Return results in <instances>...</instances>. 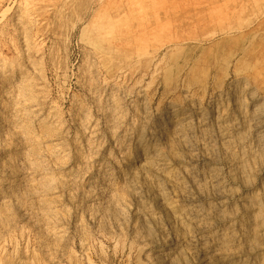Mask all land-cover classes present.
<instances>
[{
	"label": "rangeland",
	"instance_id": "374dc122",
	"mask_svg": "<svg viewBox=\"0 0 264 264\" xmlns=\"http://www.w3.org/2000/svg\"><path fill=\"white\" fill-rule=\"evenodd\" d=\"M243 75L264 98V0H0V162L6 154L18 157L15 125H30L25 132L37 138L25 176L34 181L30 187L24 175L8 184L0 166V264H154L157 252L173 250L174 239L166 242L153 224L158 244L144 237L120 178L137 157L141 127L147 121L165 125L170 101L186 105L180 93L185 85L198 92L204 113L211 112L212 91L219 89L227 93L222 100L228 107L237 105L230 116L246 117L249 97L231 83ZM26 109H38L48 129L9 120ZM89 128L96 133L90 142ZM56 134L63 135L62 149L49 156L47 140ZM79 158L88 161L84 170ZM251 180L235 187L238 198L256 192L248 190L257 183ZM103 191L108 199L93 198ZM251 226L253 264H264V241ZM175 258L173 264H201L181 253Z\"/></svg>",
	"mask_w": 264,
	"mask_h": 264
},
{
	"label": "bare ground",
	"instance_id": "6f19581e",
	"mask_svg": "<svg viewBox=\"0 0 264 264\" xmlns=\"http://www.w3.org/2000/svg\"><path fill=\"white\" fill-rule=\"evenodd\" d=\"M157 19L155 22L158 21ZM142 26L144 27V24H142ZM99 35H101V33ZM179 39L177 38V40ZM165 49L166 48H164V50ZM152 62L153 61H151V64ZM158 70L159 69H157V71ZM153 74L155 75V72H153ZM247 77H244V75L233 77L234 79L231 82L232 84L242 86L243 91L249 97L248 105L245 104L247 109V112H245L247 113L245 115L246 117L240 116L241 110L239 111L240 113L236 112L237 116H230V114L233 116L234 114L229 111L231 109L236 110L237 105L235 103L232 104V107H228L224 103L225 100H222L225 92L219 89L216 91L213 90L215 92L212 91L210 99L211 112L208 114L204 113L202 110L206 108L201 109L203 104L201 105L199 103L201 98L198 100V92L194 91V88L191 89V86L185 85L181 87L180 93L186 105L182 107L180 106L182 104H176L177 102L172 103V101L168 104L166 103L167 105H165L166 108L164 110L165 125H157L156 123V125H149L148 121L147 123H145V121V124L143 123L144 125L139 131V137L136 139V143H134L137 149L135 150L138 153L137 157L135 160L133 159L134 161H130L126 173L122 175V179L120 178V180H122L127 194L133 201L131 212L135 218L134 221L138 224V228L145 233V235L143 234L144 237L149 241L157 242L158 238L155 237L156 234H152V229L150 227L153 224L159 232H163V236H165L164 238L167 240L166 242H172V239L176 242V247L173 250L156 251V255L153 256L154 258L152 257V260L155 262H153L154 264H173L174 259H176L175 254L178 253L179 255L181 253V255L193 257L199 260L201 264H253V259L256 257L254 256L253 250L256 247L253 248L252 245L250 246L249 233H252V231L248 233L250 227L248 229L246 227L252 225L256 230L257 236L264 241V106L262 107L264 98L255 95L253 92L254 87L249 85ZM258 82L255 81V83ZM114 84L113 86L117 87ZM141 87L144 88L143 85ZM234 88L236 89V87ZM121 90L123 89L121 88ZM3 94H5V96L7 95L6 92ZM6 98H10L9 94ZM160 110L161 109H159L158 112ZM111 111H107L111 113L109 115L110 122L113 126H116L117 117H115L114 112ZM158 112H155V114ZM12 116H8L9 120H14L15 124H21L20 121L28 120L34 122L36 126H41L43 131L48 129V126L44 124L45 120L43 118L41 119L38 109L21 110L20 112L14 113L13 118H11ZM29 116H31V119ZM79 124L80 126L82 125V127L84 126L81 122ZM14 127L15 128L11 130V136L19 147H17L19 149L18 155L16 154L18 157L13 158L11 155H3L0 166L5 176L11 180L8 184H11L17 175H24V177H22L25 178L23 184L30 187L33 179L25 176L28 174L26 170L31 168L32 161L29 159V154L35 146L34 142L37 138L29 135V133L27 135L25 132V130H29L30 125L28 124L22 127L23 129L18 125ZM85 131H87V129H85ZM87 132V141L90 142L96 136V133L91 128H89ZM123 135L124 133L122 136ZM143 139L150 142L149 147L143 145ZM62 141V134L50 136L47 140L49 143L47 155L53 156L55 152H59V150L62 149ZM118 150L122 153L120 148H118ZM1 151L3 150H1L0 147V152ZM15 160H20L22 162L19 161L21 163L20 172L18 171L20 174L14 172L17 167L14 166L16 164ZM87 162L85 158H79L78 168L82 170L83 167H86ZM64 169L66 170L67 168ZM224 169H226V171H224ZM70 175L71 174H67L65 177L64 183L66 185L70 183ZM250 179L257 183L253 186H249V188L246 187V189L248 188V190H251L256 187V192L253 196L246 197L247 195H245V198L242 197V195L238 198L235 187L245 186V183ZM248 182L250 183V181ZM92 185L94 186V184ZM104 188H106V186ZM237 189L238 188H236V190ZM126 190L124 191L126 192ZM98 195L105 199L109 197L108 193L103 191L102 194L94 193L93 198L95 199ZM90 198L92 197L90 196ZM232 208H235L234 212L231 211ZM140 235H142V233ZM159 239H161V236ZM156 250L158 249L156 248ZM191 262H193V260H191Z\"/></svg>",
	"mask_w": 264,
	"mask_h": 264
}]
</instances>
